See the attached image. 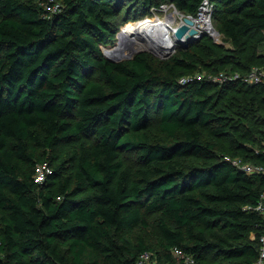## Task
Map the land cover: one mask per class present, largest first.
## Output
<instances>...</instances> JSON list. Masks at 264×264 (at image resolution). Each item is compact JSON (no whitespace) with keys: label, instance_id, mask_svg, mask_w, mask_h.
<instances>
[{"label":"trees","instance_id":"trees-1","mask_svg":"<svg viewBox=\"0 0 264 264\" xmlns=\"http://www.w3.org/2000/svg\"><path fill=\"white\" fill-rule=\"evenodd\" d=\"M113 1L59 0L51 12L48 0H0V264H135L154 247L125 232L154 214L162 216L158 264H184L173 248L195 264L210 253L224 264H253L264 232L254 210L264 171L246 174L224 159L235 154L210 140L228 123L207 94L209 80L179 84L185 74L175 67H196L190 50L160 63L144 51L119 62L102 54L116 46L120 28L112 19L122 7ZM139 1L137 12L173 2L191 15L202 2ZM210 1L216 29L245 57L225 54L219 63L238 65L229 70L240 74L261 65L254 36L263 33L257 41L264 42V0ZM221 86L244 103L260 93L264 104V85ZM153 113L172 142L151 140ZM74 142L64 156L54 154ZM124 152L134 153L138 168L124 167ZM249 159L264 169V150ZM42 162L51 173L36 183Z\"/></svg>","mask_w":264,"mask_h":264},{"label":"rangeland","instance_id":"rangeland-1","mask_svg":"<svg viewBox=\"0 0 264 264\" xmlns=\"http://www.w3.org/2000/svg\"><path fill=\"white\" fill-rule=\"evenodd\" d=\"M117 2V0H114ZM113 1V2H114ZM122 10L112 19V22L115 25H119L120 28L115 37L114 46L120 43V32L123 30L124 26L128 23H134L141 21L144 18H153L160 17L161 19L174 17L175 21L180 22L182 15H186L185 12L170 9L166 12L157 11L156 15H153L151 12V8L149 13H141L137 12V10L141 7V1L139 0H118ZM140 14L139 21L136 19V15ZM152 15V16H151ZM128 16H130V20H128ZM182 23V22H181ZM263 33H255L254 41L256 40V44L258 45L257 53L264 52V42L257 41V38L261 37ZM204 35H190L184 36V38L179 41L176 37H173L170 33L166 35L173 49L169 53L166 52H154L150 47H148L144 42V47L139 48L133 52H130L124 56H109L106 54V51L110 47H101V52L105 56L110 58L113 61L119 62L123 60H127L132 58V56L138 52L144 51L151 54L156 62H165L170 61L171 57L184 58L181 56L180 51L182 49H188L194 54V62L196 67L193 70H188L185 66L178 65L175 67V72L177 74L182 73L185 74L180 76L179 84L182 78L185 79H207L209 80L207 86V94L214 95L217 108L219 111V115L226 118L228 123V132L223 136H216L211 138L210 140L224 149L225 152L233 153L234 158L239 159L240 162L246 164L250 160L252 155L256 154L258 151L264 150V104L261 102V94L253 92L251 94H247V101L240 102L237 101L236 94L233 93L232 87L224 89L222 88V82L219 79L220 74H232L234 71L229 70L230 68H237L236 64H224L219 63V58L223 55H235L239 56V60L243 62L245 57L239 55L236 51L235 47L230 44L227 40L224 39L222 44L215 45L214 41H209L207 39H202ZM249 42H251V38L248 37ZM214 42V43H213ZM218 44V43H216ZM207 45L212 46L215 55L206 47ZM104 56V57H105ZM106 57V58H107ZM153 58V59H154ZM254 59L251 61L253 62ZM250 62V63H251ZM215 74H212V71ZM184 85V84H181ZM249 85V84H248ZM247 88V87H246ZM159 114H152V125L147 130L149 136L152 141L165 142L170 143L174 140V138L169 139L166 138L161 131L159 130ZM77 143L71 144H63L57 147L54 150V154L59 156H64L67 152L72 150ZM39 154L42 153L41 150L37 151ZM229 155V154H227ZM121 160L123 162L124 167L135 169L139 167V163L136 160V157L133 152H124L121 154ZM250 163V162H249ZM253 164V163H250ZM258 165V164H257ZM145 223L140 227L125 232V236H127L132 242H135L137 239H141L143 241L151 243L154 247V251L160 249L159 244L161 243V235L156 226V220L162 218L160 214L154 215H145ZM254 237L249 235L251 240L255 239V233L253 232ZM155 254V253H154ZM156 257V254L155 256ZM206 264H224L223 260L219 257L214 256L213 254H208Z\"/></svg>","mask_w":264,"mask_h":264},{"label":"built area","instance_id":"built-area-1","mask_svg":"<svg viewBox=\"0 0 264 264\" xmlns=\"http://www.w3.org/2000/svg\"><path fill=\"white\" fill-rule=\"evenodd\" d=\"M48 2L51 3V5L48 7V10H50L51 12L58 11L61 8V3L59 2V0H48ZM170 9L176 10L175 4L173 2H164L156 8L152 7L151 12L153 15H156L157 11L166 12ZM186 18L194 22L195 28L198 27V29L195 30V35H201V36L207 35L215 43L222 44L224 36L216 29L214 25L213 4L210 0H202L196 14L182 15V18L180 19L181 20L180 23L181 22L183 23L184 19ZM199 22L200 24H197ZM184 25L186 27L187 24L185 23ZM191 30L192 29L189 28L186 31L185 36L190 34ZM219 79L221 80L222 83L229 81H241L249 85H264V59L261 65L252 66L244 74H240L238 72H234L232 74H220ZM191 80L192 79L182 78L180 83L186 84ZM224 159L226 161L231 162L235 167L239 168L241 171L245 172L248 175L260 174L261 172L264 171L263 167L257 164H250V163L244 164L240 162L239 159L236 158L231 159L227 156L224 157ZM50 173H51V169L47 162L39 163L34 168V175H33L34 181L36 183H41L45 180L47 174ZM254 210L261 215L264 222V192L261 194L257 204L254 206ZM251 237L252 238L254 237L253 233H251ZM172 255L177 260L182 261L184 264H195V259L192 255L184 253L178 248L172 249ZM154 256L155 254L153 252H144L137 258L135 264H158L157 258ZM253 264H264V232L259 237L258 257Z\"/></svg>","mask_w":264,"mask_h":264},{"label":"bare ground","instance_id":"bare-ground-1","mask_svg":"<svg viewBox=\"0 0 264 264\" xmlns=\"http://www.w3.org/2000/svg\"><path fill=\"white\" fill-rule=\"evenodd\" d=\"M184 24V22L177 23L173 16L165 19L156 16L153 18L148 17L136 24L128 23L119 34L120 43L114 48L108 49L106 54L109 56H124L139 48H143L144 42L154 52L169 53L173 47L166 37L168 33L181 41L189 28L194 31L198 29V27L195 28L193 21L189 26L186 25L185 27ZM197 24H200V22Z\"/></svg>","mask_w":264,"mask_h":264},{"label":"water","instance_id":"water-1","mask_svg":"<svg viewBox=\"0 0 264 264\" xmlns=\"http://www.w3.org/2000/svg\"><path fill=\"white\" fill-rule=\"evenodd\" d=\"M184 22L187 24V25H191L192 24V21L191 20H189V19H184ZM193 34H195V31L194 30H191L190 31V35H193ZM111 60V59H110Z\"/></svg>","mask_w":264,"mask_h":264},{"label":"crops","instance_id":"crops-1","mask_svg":"<svg viewBox=\"0 0 264 264\" xmlns=\"http://www.w3.org/2000/svg\"><path fill=\"white\" fill-rule=\"evenodd\" d=\"M253 233V232H252Z\"/></svg>","mask_w":264,"mask_h":264}]
</instances>
